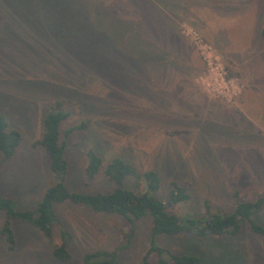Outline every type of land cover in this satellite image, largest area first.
<instances>
[{
  "label": "rangeland",
  "instance_id": "rangeland-1",
  "mask_svg": "<svg viewBox=\"0 0 264 264\" xmlns=\"http://www.w3.org/2000/svg\"><path fill=\"white\" fill-rule=\"evenodd\" d=\"M133 2L148 8L145 0ZM150 2L177 25L187 71L164 76L124 54L109 64L110 71L96 69L86 58L88 45L108 39L78 21L88 11L79 6L0 11V113L22 134L12 158L0 153V194L18 210L35 209L58 181L48 155L34 144L43 136L47 106L59 99L71 113L65 129L89 124L68 140L65 185L72 192L115 189L103 171L94 180L86 176V154L93 148L104 165L120 158L139 171L158 172L157 196L165 203L172 182L185 185L190 200L169 207L171 214L203 218L206 203L213 213L227 214L264 194V0ZM77 37L80 46L68 63L66 48ZM56 214L52 239L14 222L16 250L8 252L0 235V264H57L52 250L62 243L63 230L72 235L67 264H84V255L96 250H119V264L140 263L150 216L131 225L71 202L56 205ZM4 221L0 211V230ZM252 222L264 227V208ZM157 240L175 254L198 257L200 264H264V238L250 222L236 236Z\"/></svg>",
  "mask_w": 264,
  "mask_h": 264
},
{
  "label": "trees",
  "instance_id": "trees-1",
  "mask_svg": "<svg viewBox=\"0 0 264 264\" xmlns=\"http://www.w3.org/2000/svg\"><path fill=\"white\" fill-rule=\"evenodd\" d=\"M145 1L148 8L132 7L133 0H0V11L79 6L88 11L81 12L78 21L92 25L99 34L108 39L105 44L88 45L86 58L96 69L110 71L109 64L115 57L124 54L131 59L143 61V65L149 71H162L164 76L170 75L171 71H185L186 53L177 42L175 35L177 25L165 17L162 9L152 4L150 0ZM137 4L142 5V2L138 1ZM118 5L123 9L117 8ZM129 8L132 9L127 10ZM261 37L264 40V28ZM79 39L77 37V40L71 42L74 45L70 49L66 48L69 52L68 63L75 58L74 49L80 46ZM182 40L178 39L179 42H183ZM45 114L44 133L34 147L44 149L50 159V169L58 181L45 192L36 208L31 210H18L12 198L0 194V211L5 216L0 235L8 252H14L17 247L14 222L32 227L46 238L52 239V227L57 221L56 205L66 202L91 209L96 214L117 215L131 225L150 216L152 227L139 264H200V259L196 256L178 255L163 247L157 240L161 236L173 238L190 234L197 239L236 236L242 232V223L250 222L252 231L264 238V227L252 222V218L264 208V194L254 202H239L236 208L227 214L213 213L208 203L205 204L206 216L203 218L171 214L169 207L190 200L185 185L172 182L168 201L165 203L157 196L162 191V178L158 172L139 171L135 165L120 158H115L104 165L103 157L93 148L86 154L88 162L86 176L94 180L103 171L114 183L115 189L107 194L70 191L65 185L69 165L66 159L68 140L74 132L87 131L89 124L84 121L71 129H65L64 125L71 113L64 108V101L61 99L49 104ZM21 142V132L11 128L6 117L0 113V153L6 159L12 158ZM126 182L128 184L132 182L133 188H129L128 184L126 186ZM132 229L135 231L134 227ZM71 239L72 235L63 230L62 243L52 250L53 260L57 264H67L71 261L72 254L69 250ZM119 256V250H96L86 253L83 263L119 264Z\"/></svg>",
  "mask_w": 264,
  "mask_h": 264
}]
</instances>
